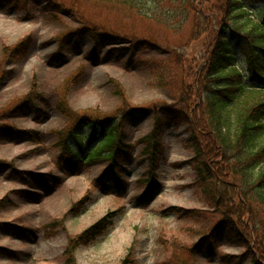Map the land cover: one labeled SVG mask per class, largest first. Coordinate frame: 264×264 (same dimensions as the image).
<instances>
[{
    "label": "rangeland",
    "instance_id": "rangeland-1",
    "mask_svg": "<svg viewBox=\"0 0 264 264\" xmlns=\"http://www.w3.org/2000/svg\"><path fill=\"white\" fill-rule=\"evenodd\" d=\"M48 4L0 0V198L6 197L0 200V222L10 225L0 227V264H168L175 256L188 264H264V242L253 238L256 226L248 216L241 226L250 233L246 245L227 239L223 229L211 234L223 207L199 191L190 124L156 121L165 112L161 106L175 101L166 88L150 83L155 77L148 60L165 50L129 43L93 49V24L130 34L118 25L121 16L83 0ZM61 4L78 12L53 7ZM155 30L160 43L169 35V44L187 38ZM203 50L201 39L190 41L184 52L199 62ZM109 78L120 82L123 101ZM180 79L179 74L175 81ZM124 103L137 106L139 114L122 122L127 150L113 171L118 187L112 173L105 174L106 160L72 166L57 130L71 127L75 113L109 116ZM188 114L197 124L203 121L199 100ZM29 130L35 133L20 132ZM146 134L158 142L151 167ZM147 177L152 180L142 182ZM220 188L229 195L227 185ZM102 216L109 221L105 228L69 252V240Z\"/></svg>",
    "mask_w": 264,
    "mask_h": 264
},
{
    "label": "trees",
    "instance_id": "trees-1",
    "mask_svg": "<svg viewBox=\"0 0 264 264\" xmlns=\"http://www.w3.org/2000/svg\"><path fill=\"white\" fill-rule=\"evenodd\" d=\"M74 1L78 4L81 0ZM83 1L104 4L109 10L117 12L121 16L118 25L130 30L129 35H123L113 30L112 26L109 29L105 24H93L96 28L91 35L97 39L93 49L101 43L128 42L142 50L157 46L165 50L148 60L151 74L155 77L150 83L166 88L175 101L160 105L165 112L163 116L158 112L160 116L156 121L159 125L167 120L183 119L185 124H190L189 143L196 160L193 168L200 182L199 191L208 203L223 207L219 211L222 219L211 228V234L223 229L227 239L246 245L250 233L241 228L245 215L256 226L253 238L258 245L264 242V0ZM48 3H53V0H46L49 6ZM59 6L53 7L69 14L78 12L73 6ZM125 20L129 22L127 27L124 26ZM82 27L89 28L83 23ZM157 27L166 35L169 32L183 34L187 38L169 44V35L160 43L155 30ZM201 39L204 54L196 62L195 56L184 52V49L190 41ZM120 48L115 47L113 51L118 52ZM179 74L181 79L177 83L175 78ZM109 80L116 84L115 93L123 101L120 82L112 78ZM195 100H199L203 113V121L199 124L193 122L188 114ZM137 110L134 105L125 108L124 103L109 116L75 113L69 117L70 124L73 123L71 127L57 130V142L72 166L75 167L77 161L106 160L108 168L105 173L113 171L120 153L127 150L122 142V122L127 116L139 114ZM20 132L35 133L30 130ZM145 137L144 151L151 167L155 164L153 153L158 142L152 134ZM149 146L151 152L147 150ZM113 178L120 187L121 181L115 173ZM151 180L148 177L144 179L147 183ZM225 185L229 195L223 196L220 187ZM4 199L6 197L0 198ZM227 205L232 208L226 210L224 206ZM107 219V216H102L71 238L67 247L69 252H73L80 241L100 233L109 223ZM0 227L9 229L10 225L0 222ZM69 258L73 259L72 256ZM222 258L230 261L226 255ZM167 262L188 264L179 256ZM252 264L259 263L253 259Z\"/></svg>",
    "mask_w": 264,
    "mask_h": 264
}]
</instances>
